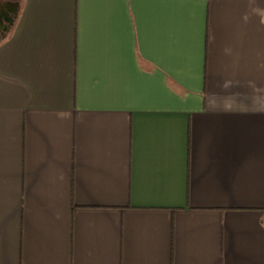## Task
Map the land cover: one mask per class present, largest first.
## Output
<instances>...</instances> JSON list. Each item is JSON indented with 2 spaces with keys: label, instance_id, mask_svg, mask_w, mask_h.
<instances>
[{
  "label": "crops",
  "instance_id": "1",
  "mask_svg": "<svg viewBox=\"0 0 264 264\" xmlns=\"http://www.w3.org/2000/svg\"><path fill=\"white\" fill-rule=\"evenodd\" d=\"M0 264H264V0H24Z\"/></svg>",
  "mask_w": 264,
  "mask_h": 264
},
{
  "label": "flooded vegetation",
  "instance_id": "2",
  "mask_svg": "<svg viewBox=\"0 0 264 264\" xmlns=\"http://www.w3.org/2000/svg\"><path fill=\"white\" fill-rule=\"evenodd\" d=\"M24 0H0V42L14 29Z\"/></svg>",
  "mask_w": 264,
  "mask_h": 264
}]
</instances>
